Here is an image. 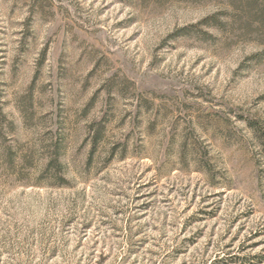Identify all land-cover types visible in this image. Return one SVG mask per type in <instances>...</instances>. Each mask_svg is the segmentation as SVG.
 I'll use <instances>...</instances> for the list:
<instances>
[{"label": "rangeland", "instance_id": "1", "mask_svg": "<svg viewBox=\"0 0 264 264\" xmlns=\"http://www.w3.org/2000/svg\"><path fill=\"white\" fill-rule=\"evenodd\" d=\"M0 264H264L259 0H0Z\"/></svg>", "mask_w": 264, "mask_h": 264}, {"label": "trees", "instance_id": "2", "mask_svg": "<svg viewBox=\"0 0 264 264\" xmlns=\"http://www.w3.org/2000/svg\"><path fill=\"white\" fill-rule=\"evenodd\" d=\"M259 1H260V2H261V4L264 6V0H259ZM208 19H209V20H211V19H213V17H211V18H207V19H205L204 21H205V22H207V21H208Z\"/></svg>", "mask_w": 264, "mask_h": 264}]
</instances>
